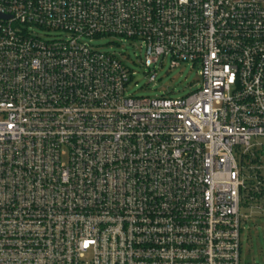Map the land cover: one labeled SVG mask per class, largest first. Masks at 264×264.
I'll return each instance as SVG.
<instances>
[{
    "label": "built area",
    "instance_id": "built-area-1",
    "mask_svg": "<svg viewBox=\"0 0 264 264\" xmlns=\"http://www.w3.org/2000/svg\"><path fill=\"white\" fill-rule=\"evenodd\" d=\"M106 36L199 87L130 95ZM260 138L264 0H0V264H240Z\"/></svg>",
    "mask_w": 264,
    "mask_h": 264
},
{
    "label": "rangeland",
    "instance_id": "rangeland-1",
    "mask_svg": "<svg viewBox=\"0 0 264 264\" xmlns=\"http://www.w3.org/2000/svg\"><path fill=\"white\" fill-rule=\"evenodd\" d=\"M39 34L50 36L55 31L45 32L36 29ZM102 52L114 53L127 68L135 72L127 85V93L134 97H159L161 95L171 98H181L189 95L200 85V76L195 67L189 62H181L171 68L170 60L160 59L150 68L142 65L144 49L139 42L118 37H100L91 42ZM156 72L153 82H148V74ZM264 142V138H260ZM241 214H248L242 221L240 234V264H264V213L257 208H242Z\"/></svg>",
    "mask_w": 264,
    "mask_h": 264
}]
</instances>
